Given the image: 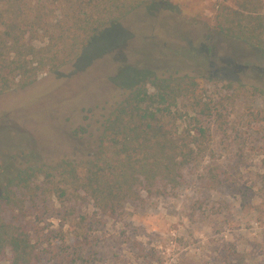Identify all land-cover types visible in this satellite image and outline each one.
I'll return each mask as SVG.
<instances>
[{
    "label": "rangeland",
    "instance_id": "374dc122",
    "mask_svg": "<svg viewBox=\"0 0 264 264\" xmlns=\"http://www.w3.org/2000/svg\"><path fill=\"white\" fill-rule=\"evenodd\" d=\"M222 4L235 3L164 0L136 9L81 61L0 95V163L24 168L100 154L103 123L129 94L113 80L123 68L187 74L198 84L179 101L178 135L199 138L197 116L206 128L183 181L163 195L142 192L140 205L126 203L119 217L89 205L85 219L47 220L42 264H264V95L256 90L264 89V54L217 31ZM207 105L212 115L201 113Z\"/></svg>",
    "mask_w": 264,
    "mask_h": 264
},
{
    "label": "trees",
    "instance_id": "16d2710c",
    "mask_svg": "<svg viewBox=\"0 0 264 264\" xmlns=\"http://www.w3.org/2000/svg\"><path fill=\"white\" fill-rule=\"evenodd\" d=\"M163 1L0 0V95L81 61L85 48L110 30L115 36L130 13ZM233 1L219 7L217 31L264 54V0ZM148 73L129 66L113 78L129 94L105 119L96 158L80 164L34 159L24 168L0 163V264H42L41 224L49 219L69 222L77 213L85 219L81 208L89 205L101 217H119L126 203L140 205L142 192L163 195L183 181L206 128L197 116L200 137L179 136V101L198 84L187 74ZM256 90L264 95L263 88ZM201 113L212 115L211 107Z\"/></svg>",
    "mask_w": 264,
    "mask_h": 264
}]
</instances>
